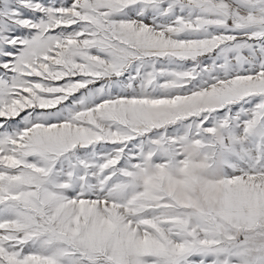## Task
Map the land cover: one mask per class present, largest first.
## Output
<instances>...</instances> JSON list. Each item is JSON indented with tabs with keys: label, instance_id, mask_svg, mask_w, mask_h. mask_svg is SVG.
Segmentation results:
<instances>
[{
	"label": "snow or ice",
	"instance_id": "6c2138e0",
	"mask_svg": "<svg viewBox=\"0 0 264 264\" xmlns=\"http://www.w3.org/2000/svg\"><path fill=\"white\" fill-rule=\"evenodd\" d=\"M0 264H264V0H0Z\"/></svg>",
	"mask_w": 264,
	"mask_h": 264
}]
</instances>
